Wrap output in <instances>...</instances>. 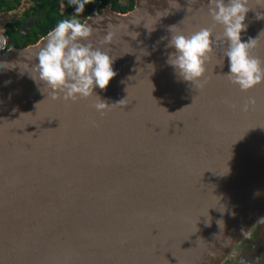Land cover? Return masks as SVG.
Returning <instances> with one entry per match:
<instances>
[{
    "label": "water",
    "instance_id": "water-1",
    "mask_svg": "<svg viewBox=\"0 0 264 264\" xmlns=\"http://www.w3.org/2000/svg\"><path fill=\"white\" fill-rule=\"evenodd\" d=\"M134 1L83 21L116 72L94 89L117 104L103 116L95 97L52 100L36 79L47 34L0 53V264H263L264 83L231 85L223 42L202 89L182 81L169 29L212 26L208 0ZM247 6L241 40L264 61V0Z\"/></svg>",
    "mask_w": 264,
    "mask_h": 264
},
{
    "label": "clouds",
    "instance_id": "clouds-1",
    "mask_svg": "<svg viewBox=\"0 0 264 264\" xmlns=\"http://www.w3.org/2000/svg\"><path fill=\"white\" fill-rule=\"evenodd\" d=\"M68 3L74 6L73 16L60 21L46 38H42L33 71L52 100L62 98L65 102L75 103L95 97L97 102L93 107L103 116L117 104L102 101L94 95V89L105 90L116 76L113 58L106 50L93 46L90 40L93 27L78 19L92 0H68ZM247 3L248 0H208L212 26L202 27L189 35L172 32L174 26L169 29L171 36L167 47L174 51L169 53L167 63L182 81L202 89L207 83L205 65L213 54V46L216 42H223L227 45L223 55L228 63V71L223 75L229 83L245 93L264 83V61L251 54L257 39L241 40V33L247 30L244 23L250 11ZM257 19H264V16ZM217 26L222 29L220 34L214 33ZM112 39L113 33L108 32L102 43L108 44ZM8 43L6 36H0V48H5ZM223 66L224 62L221 68ZM123 102L121 100L118 104ZM254 103L249 99L243 110Z\"/></svg>",
    "mask_w": 264,
    "mask_h": 264
},
{
    "label": "trees",
    "instance_id": "trees-1",
    "mask_svg": "<svg viewBox=\"0 0 264 264\" xmlns=\"http://www.w3.org/2000/svg\"><path fill=\"white\" fill-rule=\"evenodd\" d=\"M28 1L31 3V7L23 13V17L5 25V36L9 40L8 48H23L36 43L55 28L60 21L74 14V6H70L68 0ZM20 2L21 0H0V13L15 10ZM134 2V0H128L126 5L121 6L117 0H92V3L85 6L84 13L78 19L83 22L87 17L96 14L100 8L107 6L117 12H127L133 9ZM30 18H34V23L26 35H21L20 28Z\"/></svg>",
    "mask_w": 264,
    "mask_h": 264
},
{
    "label": "rangeland",
    "instance_id": "rangeland-1",
    "mask_svg": "<svg viewBox=\"0 0 264 264\" xmlns=\"http://www.w3.org/2000/svg\"><path fill=\"white\" fill-rule=\"evenodd\" d=\"M118 3L121 6H124L128 3V0H117ZM31 7V3L28 0H21L19 6L8 13H0V36H5V25L7 23H12L15 20L21 19L23 17V13L25 11H28ZM248 241V240H247ZM249 247V243L247 244V242H243L241 245H239L236 249V253H240L241 251H243L245 248ZM234 260V257L232 255L231 258L228 259L227 262H232Z\"/></svg>",
    "mask_w": 264,
    "mask_h": 264
},
{
    "label": "built area",
    "instance_id": "built-area-1",
    "mask_svg": "<svg viewBox=\"0 0 264 264\" xmlns=\"http://www.w3.org/2000/svg\"><path fill=\"white\" fill-rule=\"evenodd\" d=\"M8 49H9V48H8V45H7L5 48H0V53L6 51V50H8Z\"/></svg>",
    "mask_w": 264,
    "mask_h": 264
}]
</instances>
